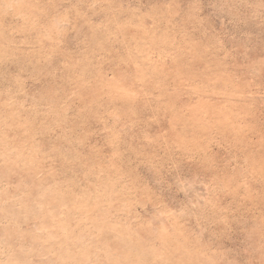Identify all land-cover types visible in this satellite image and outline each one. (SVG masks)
I'll list each match as a JSON object with an SVG mask.
<instances>
[{"label":"rangeland","instance_id":"1","mask_svg":"<svg viewBox=\"0 0 264 264\" xmlns=\"http://www.w3.org/2000/svg\"><path fill=\"white\" fill-rule=\"evenodd\" d=\"M0 264H264V0H0Z\"/></svg>","mask_w":264,"mask_h":264}]
</instances>
